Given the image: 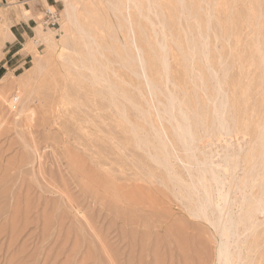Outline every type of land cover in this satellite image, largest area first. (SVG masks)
<instances>
[{
  "label": "rangeland",
  "instance_id": "374dc122",
  "mask_svg": "<svg viewBox=\"0 0 264 264\" xmlns=\"http://www.w3.org/2000/svg\"><path fill=\"white\" fill-rule=\"evenodd\" d=\"M55 1L50 9L57 13L58 25L30 41L23 66L10 67L14 60L0 49V79L8 77L0 92V264H217L220 241L210 224L190 215L175 198L177 190L150 177L141 179L140 171L137 178L125 156L120 161L113 155L118 150L110 139L117 119L105 90L80 89L90 72L66 70V55L80 64L74 47L87 49L81 28L65 14L64 1ZM117 2L78 0L76 19L83 29L91 27L95 56L110 63L106 74L137 95L132 122H141L140 109L163 117L161 123L170 127L147 80H168L165 93L172 90L169 81L189 80L200 68L209 85L217 87L224 80L229 94L235 83L240 89L235 81L245 61L258 55L256 31L264 48V0H152L151 13L146 12L148 2L141 0V14L127 0ZM249 51L255 56L245 57ZM36 62L42 66L39 72L33 71ZM207 64L211 68L205 70ZM250 64L254 68L258 63ZM27 95L30 100L18 114ZM239 143L247 149L244 140ZM137 156L156 168L142 151ZM247 235L245 245L239 244L240 263L264 264V222ZM235 241H230L233 254L239 250Z\"/></svg>",
  "mask_w": 264,
  "mask_h": 264
},
{
  "label": "bare ground",
  "instance_id": "6f19581e",
  "mask_svg": "<svg viewBox=\"0 0 264 264\" xmlns=\"http://www.w3.org/2000/svg\"><path fill=\"white\" fill-rule=\"evenodd\" d=\"M63 1L66 6L65 14L75 27H80L82 30L81 32L84 34L81 35L82 45L87 49L86 52L78 50V47H74L75 44L73 46L74 53L80 58L78 59L80 64L76 63L74 58L66 55V60L69 62L66 70L81 68L90 72L87 85H82L80 89L100 94H102V89L106 91L104 98H107L109 106L112 107L110 111L117 119L116 124L113 122L116 131L113 132L110 139L113 147L118 150L116 152L113 149L116 152H113V155L118 160L121 156H125L129 163L128 170L132 171L134 176L137 177L138 171H140L141 179L150 177L159 180L162 185L164 184L163 186H171L175 189V193L177 190L179 196L175 198L184 204L190 215L210 224L220 241L217 264H241L240 261L244 259L241 257L239 244L246 243V238L249 236L247 234L255 233L259 224L262 225L264 222V57L262 54L264 48H262L263 44L260 42L261 38L258 34L260 31L255 30L258 36L256 34L255 38L253 37L258 55L252 60L248 57L249 60L245 61L246 67L243 66L244 69L240 72L239 80L237 77V81H235L239 82L240 89L234 82L235 84L231 85V92L228 94L227 89H224V80L219 81L217 87L209 85V82L205 81L206 76L205 78L202 76L203 69L197 67V76L192 75L193 77L184 81L183 79L182 81H175V79L169 81L170 84H168L172 90L168 89V92L165 93L163 89L169 88L166 86L168 80L160 82V84L153 80H147L145 85L149 88L150 94L155 96L156 102L163 105L160 112L164 110L166 114L164 115L168 117L164 120L169 123L170 127L161 123L163 117H156L154 114L152 115L150 112L148 114L140 109L138 112L141 115V122H132L131 109L135 108L134 102L137 95H132L130 87L116 84L117 82L115 83L106 74L110 63L100 62L95 56L96 49L92 46L93 41L90 40L92 39L91 27L87 24L88 30L83 29L76 19L75 4L78 0ZM117 1L120 3L121 0ZM127 1L138 7L141 14L139 7L142 4L141 0ZM145 1L149 4L146 7V12H153L152 0ZM181 2L182 0H179V3ZM153 25L155 26V24ZM256 25L258 24L256 23ZM162 26L160 27L162 28ZM6 30V26L2 27L0 36H4ZM247 33L245 34L248 36L250 31ZM46 41L50 42L49 39ZM65 47L63 46L62 50H65ZM252 52L249 51L251 54L246 52L245 57L255 56V54L252 56ZM206 57V54H203V60L207 59ZM140 61H142L141 58ZM242 61L241 63L244 64ZM250 61L258 64L256 66L254 64V68L251 67V69L250 66L253 63L250 64ZM208 64L207 68H204L205 70L211 68ZM163 66L166 71V64ZM41 69V64L36 62L33 71L39 72ZM214 75H216V71ZM85 77L87 76H79L81 79ZM7 79V76L0 79V92ZM123 83L126 85L125 81ZM75 86L74 88H76ZM140 93L142 94V92ZM61 94L60 96H63V93ZM29 96L27 95L20 103L18 114H21L25 109V104L30 100ZM98 98L102 99V97ZM17 99L18 97L13 99V102ZM166 101L169 105L165 103ZM91 102L96 105L97 100H91ZM100 109L102 111L108 107ZM100 109L98 108V112ZM93 110L90 112L92 113ZM53 112L51 111V113ZM100 115V118L104 117L101 113ZM164 115L162 114V116ZM53 118L55 119V117ZM83 121L81 120L82 124L86 122ZM82 128L84 129V127ZM246 136L248 139L245 138ZM240 138L248 145H246L247 149L243 150V146L239 143ZM211 147H214L215 150ZM206 149L210 152L205 151ZM137 150L145 153L156 165V168H151L146 163L147 161L143 160V157L141 159L145 162H140ZM241 150L243 153H240ZM215 156L218 158L217 161L215 160L216 163L212 160ZM140 163H142V168L139 166ZM155 170L158 171V175ZM184 170L185 172H183ZM237 170H241L243 173L237 175L238 172L235 173ZM209 207L215 209L210 212L208 211ZM232 207L235 208V211L232 210ZM216 215L218 216L217 220L213 222L212 216ZM261 221L263 222L260 223ZM242 235H245L244 239L238 241ZM234 240H236L235 248L239 249L235 254H233L234 251L232 253L230 251V241ZM247 256L249 257V255Z\"/></svg>",
  "mask_w": 264,
  "mask_h": 264
},
{
  "label": "crops",
  "instance_id": "0c3cea01",
  "mask_svg": "<svg viewBox=\"0 0 264 264\" xmlns=\"http://www.w3.org/2000/svg\"><path fill=\"white\" fill-rule=\"evenodd\" d=\"M55 2V0H0V22L7 28L4 36H0V49H6L4 54H10L9 60H14L13 64H9L10 67L23 66L29 56L27 49L30 41L36 38L40 31L48 29L43 25V14L45 9L50 8ZM11 5L14 8L10 7ZM20 6L23 8L20 9ZM15 11H18V14Z\"/></svg>",
  "mask_w": 264,
  "mask_h": 264
},
{
  "label": "built area",
  "instance_id": "2783aa9c",
  "mask_svg": "<svg viewBox=\"0 0 264 264\" xmlns=\"http://www.w3.org/2000/svg\"><path fill=\"white\" fill-rule=\"evenodd\" d=\"M58 16L56 12L51 11L50 8L45 9L43 14V25L48 29L54 28L58 25Z\"/></svg>",
  "mask_w": 264,
  "mask_h": 264
}]
</instances>
